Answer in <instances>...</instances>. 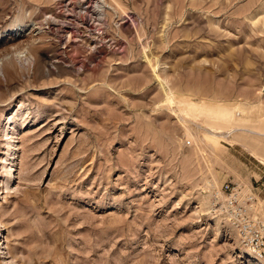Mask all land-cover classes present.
<instances>
[{
	"label": "rangeland",
	"instance_id": "1",
	"mask_svg": "<svg viewBox=\"0 0 264 264\" xmlns=\"http://www.w3.org/2000/svg\"><path fill=\"white\" fill-rule=\"evenodd\" d=\"M262 145L264 0H0V264H264Z\"/></svg>",
	"mask_w": 264,
	"mask_h": 264
},
{
	"label": "built area",
	"instance_id": "2",
	"mask_svg": "<svg viewBox=\"0 0 264 264\" xmlns=\"http://www.w3.org/2000/svg\"><path fill=\"white\" fill-rule=\"evenodd\" d=\"M213 211L227 221L242 247L257 260L264 259V220L258 198L243 183L225 181L213 195Z\"/></svg>",
	"mask_w": 264,
	"mask_h": 264
},
{
	"label": "crops",
	"instance_id": "3",
	"mask_svg": "<svg viewBox=\"0 0 264 264\" xmlns=\"http://www.w3.org/2000/svg\"><path fill=\"white\" fill-rule=\"evenodd\" d=\"M255 149L261 154V155H264V145H262V146H257V147H255ZM257 189H258V187H256ZM256 189V190H257ZM258 192H262V189H259V191Z\"/></svg>",
	"mask_w": 264,
	"mask_h": 264
},
{
	"label": "bare ground",
	"instance_id": "4",
	"mask_svg": "<svg viewBox=\"0 0 264 264\" xmlns=\"http://www.w3.org/2000/svg\"><path fill=\"white\" fill-rule=\"evenodd\" d=\"M29 52V51H28ZM31 53V52H30ZM27 56V55H26ZM32 57V56H31ZM26 59H30V57L29 56H27V58ZM11 159H12V157H11ZM2 164V163H1ZM8 167V166H7ZM11 167H13V166H11ZM2 170V169H1ZM9 170V169H8ZM10 171V170H9ZM15 172V171H14ZM17 172V171H16ZM15 174V173H14ZM0 228H2L1 226H0ZM4 230V229H3ZM5 237V236H4ZM2 239V238H1ZM5 239V238H4ZM1 242V241H0ZM4 246V245H3Z\"/></svg>",
	"mask_w": 264,
	"mask_h": 264
}]
</instances>
